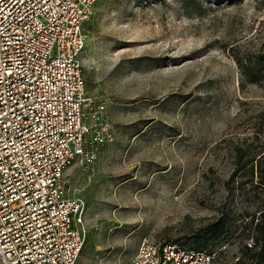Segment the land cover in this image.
<instances>
[{
    "label": "rangeland",
    "instance_id": "374dc122",
    "mask_svg": "<svg viewBox=\"0 0 264 264\" xmlns=\"http://www.w3.org/2000/svg\"><path fill=\"white\" fill-rule=\"evenodd\" d=\"M93 12L82 72L114 140L65 173L85 202L76 264H127L142 239L264 264V80L235 61L264 52V0H99Z\"/></svg>",
    "mask_w": 264,
    "mask_h": 264
},
{
    "label": "built area",
    "instance_id": "2783aa9c",
    "mask_svg": "<svg viewBox=\"0 0 264 264\" xmlns=\"http://www.w3.org/2000/svg\"><path fill=\"white\" fill-rule=\"evenodd\" d=\"M98 1L0 0V264H76L84 247L85 202L64 177L72 165L89 170L114 140L80 59ZM214 255L142 239L127 264Z\"/></svg>",
    "mask_w": 264,
    "mask_h": 264
},
{
    "label": "trees",
    "instance_id": "16d2710c",
    "mask_svg": "<svg viewBox=\"0 0 264 264\" xmlns=\"http://www.w3.org/2000/svg\"><path fill=\"white\" fill-rule=\"evenodd\" d=\"M235 61L238 70L241 71L242 76L245 79H247L248 82L255 83L260 80H264V52L258 55L254 60H250L249 58L248 59L236 58ZM263 215H264V211H260L258 217L259 216L261 217L255 220L256 224L259 222L260 219H262ZM252 244L253 246L249 244V246L247 245L246 248L248 250H251L253 247H255L256 243L252 242Z\"/></svg>",
    "mask_w": 264,
    "mask_h": 264
}]
</instances>
